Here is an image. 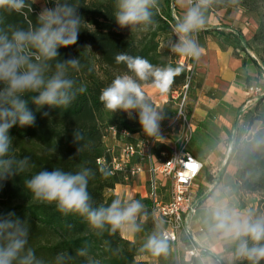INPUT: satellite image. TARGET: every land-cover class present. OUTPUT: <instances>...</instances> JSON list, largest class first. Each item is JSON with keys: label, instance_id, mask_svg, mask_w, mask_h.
Instances as JSON below:
<instances>
[{"label": "clouds", "instance_id": "1", "mask_svg": "<svg viewBox=\"0 0 264 264\" xmlns=\"http://www.w3.org/2000/svg\"><path fill=\"white\" fill-rule=\"evenodd\" d=\"M38 0H0V187L17 175L34 167L30 155L18 156L9 135L14 126L35 125L37 112L42 109L67 111L77 97L86 91L71 73L83 65L80 56L61 58L60 49L77 44L86 24L79 13L81 0H43L35 22L29 19ZM183 15L174 25L177 36L171 51L181 58L198 59L201 49L193 34L205 24L204 11L212 0H179ZM52 4L53 6H48ZM158 0H113V13L120 29L133 32L147 30L154 24V9ZM17 14L22 23H8L6 17ZM85 48H90L86 46ZM125 71L117 74L102 88L99 101L104 109L125 113L129 119L135 114L143 134L161 138L164 115L152 101L148 89L163 96L169 93L182 68L154 65L148 59L118 52L114 57ZM48 111L42 112L47 117ZM84 134L73 130V142L78 144L77 155L86 148ZM73 159V158H69ZM94 171L80 166L77 171L55 167L40 169L23 180L24 189L32 201L54 205L63 216L77 215L98 235L136 233L140 230L138 217L144 206L137 199L115 197L106 206L95 205L88 191ZM205 223L209 250L220 255L225 264H261L264 262V214L251 209L240 210L226 196L214 193L205 205ZM30 225L14 212L0 213V264H46L30 246ZM144 249L153 255L166 254V237L149 236ZM100 264L90 256L87 245L58 252L51 264Z\"/></svg>", "mask_w": 264, "mask_h": 264}, {"label": "trees", "instance_id": "2", "mask_svg": "<svg viewBox=\"0 0 264 264\" xmlns=\"http://www.w3.org/2000/svg\"><path fill=\"white\" fill-rule=\"evenodd\" d=\"M43 3V0H40ZM236 3L224 4L220 9L227 13L237 9L244 13H253L264 21V12L260 14L258 3L264 0H236ZM48 6H53L49 4ZM29 19L35 22L36 14L40 11L34 4ZM154 11V24L140 34H132L120 29L113 13V0H81L79 13L85 25L80 32L76 45L61 48V58L79 57L83 67L73 71L71 75L82 84L86 91L79 95L67 111L49 110L47 108L37 112L34 105H29L36 115V122L31 127L14 126L9 135L13 138V146L18 156L30 155L34 167L28 173L17 175L3 183L0 187V213L14 212L21 220L30 225L29 242L38 258L51 264L55 255L60 251H70L73 254L77 248L87 245L90 256L100 261V264H147L140 260L142 256L153 258L154 255L144 245L125 240L121 232L109 234L105 231L98 235L91 231L81 217L77 215L63 216L57 212L54 205H46L31 200V194L24 189L23 180L27 176L46 169L52 171L55 167L66 171H77L80 166L91 168L95 175L89 181L88 191L93 197L95 205L111 202L116 196L113 190L117 185H126V177L112 168L114 155L105 147L104 139L109 129H115L116 139L126 132L129 138L140 134L141 139L152 143L151 155L162 164L166 162L171 150L155 138H146L136 119H129L125 113L113 114L104 109L99 101L101 89L108 86L113 78L125 71L124 65H117L114 57L118 52H128L149 60L154 65L177 67L176 54L166 45L160 48L159 39L170 37L175 40V18L171 15L168 1L165 7L158 3ZM209 6L204 11V17ZM8 23H22L24 18L12 14L6 17ZM197 34V33H196ZM200 35V34H198ZM206 40H221L224 45L232 49L233 56L238 58L244 54L257 65L246 48L248 43L236 31L225 34L215 29L202 32ZM252 43L262 45L259 53L260 70L264 74V32L262 25L251 38ZM242 45V46H241ZM90 46L91 49L85 48ZM182 68V67H181ZM186 79V71L174 78L169 95L178 90ZM48 111L47 117L42 112ZM256 125L253 132L249 130ZM79 129L85 136L87 147L77 155L78 144L73 142V130ZM243 138L232 145L231 155L236 164L234 182L242 196L254 198L257 214H264V89L263 95L258 97L252 113L249 114ZM129 143V142H128ZM73 159H69V158ZM143 206V213L138 217L140 230L135 233L145 244L149 236H159L152 216L151 206L147 199H139ZM243 204L240 202V207ZM79 264V262H77ZM246 264V262H245ZM264 264V262H261Z\"/></svg>", "mask_w": 264, "mask_h": 264}, {"label": "crops", "instance_id": "3", "mask_svg": "<svg viewBox=\"0 0 264 264\" xmlns=\"http://www.w3.org/2000/svg\"><path fill=\"white\" fill-rule=\"evenodd\" d=\"M222 12L226 13L225 10ZM241 14L242 11L228 13L227 18L234 21ZM216 15L217 17H214L213 14H209L205 18L203 31L211 29L235 31L231 23L218 18L219 13ZM242 34L243 42H246L247 39L244 38V33ZM199 47L201 49L199 58H186L185 61L193 69V74L198 82L193 88L194 90L191 91L187 104L198 136V151L191 154L203 163V171L207 177L198 187L197 209L190 220L189 228L195 246L202 253V258L196 260L194 264H211L214 262L225 264L220 255L209 250L207 232L202 231L200 218H196V214L199 209H205L206 202L214 193L226 196L230 203L240 210L252 209V204L249 203L250 196H242L235 185L236 164L231 151L229 152L227 148L231 144L232 150V145L238 138L244 137L241 130L245 128V117L241 112L249 100V94L246 90L261 83L264 80V74L260 70L261 66L258 62L255 65L244 54H240L238 58L234 57L232 49L224 45L221 40L204 39ZM250 57L254 59L253 56L250 55ZM150 91L153 90L148 89V92ZM251 108L252 106L247 112ZM129 139L134 142L131 144L138 146L136 155L130 160L129 167L140 165L142 172L134 178H126V180L131 181L129 185L115 186L113 195L124 201L137 198L146 199L145 185L149 177V166L141 162L140 155L147 152L144 146L147 141L139 139L138 134L130 136ZM105 140V147L110 149L116 158H119L123 144L116 141L114 136L111 137L113 141L111 146H107ZM201 153L203 154L201 155ZM152 159L155 166L159 165L154 157ZM240 202L243 204L242 207H240ZM121 236L130 242L134 241V233H121ZM143 261L147 262L148 260Z\"/></svg>", "mask_w": 264, "mask_h": 264}, {"label": "built area", "instance_id": "4", "mask_svg": "<svg viewBox=\"0 0 264 264\" xmlns=\"http://www.w3.org/2000/svg\"><path fill=\"white\" fill-rule=\"evenodd\" d=\"M177 64L186 71L184 84L171 93V99L176 107L175 119L181 122V138L170 148V157L166 162L156 166L153 164L151 142L144 144L147 152L141 154L140 159L143 164L149 166L146 199L150 203L151 216L158 228L159 236L167 238L175 264H194L196 260L202 258V253L194 244L189 224L197 209L196 197L199 186L196 181L200 178L204 165L187 152V146L195 132L193 117L188 114L187 108L193 69L184 61L178 60ZM246 92L249 94V100L242 108V114H246L258 97L263 95L256 86L247 88ZM111 130L115 134V129ZM121 135L128 137L126 132H122ZM136 148L138 146L131 143H123L119 158L114 157L112 160L113 170L122 173L126 178H134L140 174L142 172L140 165L129 167L131 158L136 155ZM227 149L231 151V144Z\"/></svg>", "mask_w": 264, "mask_h": 264}, {"label": "rangeland", "instance_id": "5", "mask_svg": "<svg viewBox=\"0 0 264 264\" xmlns=\"http://www.w3.org/2000/svg\"><path fill=\"white\" fill-rule=\"evenodd\" d=\"M165 1H168V5H169V10L171 12V15L175 18V20H177L178 17L183 15V11L184 8L181 7L179 0H158V3L162 6L165 7ZM236 0H212L211 4L209 6H211L213 8L214 11H209L208 14L205 16V18L208 17L209 14H213L214 17H217L216 13H219L218 18H221L224 22H228L232 24V28L237 32L240 33L243 37L244 33V38L247 39V50L246 53H249L251 56H253V58L259 63V53L262 51V45H259L258 43H252L251 38L252 36L257 32L258 28L260 27V25H262L263 28V32H264V21H260V18L257 17L256 14L253 13H244L242 12L241 15H239V17L237 19H235L233 21L229 20L227 17L228 13H223L222 9H220L222 6H224V4H232V3H236ZM36 5L39 7V10L41 9L43 5V3L38 0V2L36 3ZM258 5L260 6V14H262L264 12V2L260 1L258 3ZM238 13L239 10L237 9H233L230 10L229 13ZM230 16V15H229ZM236 17V16H233ZM203 28H205V26H203ZM201 28L199 31L195 32L193 34L198 46L201 45V43L203 42L204 38L202 35V32H204ZM126 32H130L129 29L125 28L124 29ZM144 29H138L135 30L133 32H130L132 34H140L143 33ZM220 32H224L225 34L231 33V31H226L221 29ZM197 33V34H196ZM200 34V35H198ZM174 36H175V40L171 39L170 37H167L166 39H159L160 41V48L161 50H163L165 48L166 45L171 46L176 42L177 40V36L174 32ZM242 46V45H241ZM178 60L180 61H186V58H181L179 56H176V62H178ZM262 65V64H261ZM198 84L196 77L194 76V74H192L191 76V82H190V87H189V91H188V98L189 95H191V91L194 90L193 88ZM257 88H259L261 90V93L263 92L264 89V80L261 81V83L257 84L256 86ZM149 95L152 97V101L155 104V106H157L159 109L162 110L163 115H164V119L161 122V138H157V140L161 143H163L164 145H166L169 148H172L174 146V144L176 142H178V140L181 138L182 135V128H181V122L177 121L175 119L176 117V107H175V102L171 99V95L166 94L163 96H160L158 94H156L155 90L148 92ZM188 102V101H187ZM253 107L246 113L243 114L244 115V127L246 128V122L248 120V116L250 113H252L253 111ZM188 108V114L191 115L190 111H189V106H187ZM141 128V127H140ZM244 128V129H245ZM244 129L241 130L242 132H244ZM256 129V125L254 127H252V129H250V132H253ZM144 135V134H143ZM114 136V138L116 139V132L115 134L112 132L111 129H109L107 131L106 134V140L105 143L107 146H111L113 145V141L111 140V137ZM145 136V135H144ZM139 139L141 138V135L138 134ZM148 138L145 136V139ZM156 139V138H155ZM144 140V139H142ZM116 141H118L119 143H133L129 138L124 137L121 135L120 139H116ZM198 136L196 135V130L193 133L192 139L190 141V143L187 146V152L188 153H194L196 151H198ZM203 153H201L202 155ZM203 177H207L205 174V171L202 172L200 178L197 179L196 183L198 186H201L203 183ZM135 181V179H134ZM130 180H126V184L129 185L130 184ZM146 187V191H147V183L145 185ZM163 195H165V193H163ZM253 201L254 198L250 197L249 198V203L252 204V209L251 210H256V206L253 205ZM255 208V209H254ZM205 209H199L197 211L196 214V218H200V227L202 228L203 232H207V228H206V223H205ZM137 245L142 246L144 245V243L141 241V239L135 235L134 233V241ZM140 260H148L147 264H175L174 259L172 257L170 248L168 246V250L166 254H161V255H154L153 258H148L147 256H142L139 258ZM182 264V263H180Z\"/></svg>", "mask_w": 264, "mask_h": 264}]
</instances>
